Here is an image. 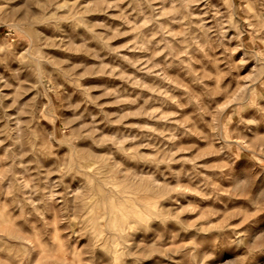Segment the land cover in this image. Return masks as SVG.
<instances>
[{"label":"rangeland","instance_id":"374dc122","mask_svg":"<svg viewBox=\"0 0 264 264\" xmlns=\"http://www.w3.org/2000/svg\"><path fill=\"white\" fill-rule=\"evenodd\" d=\"M0 264H264V0H0Z\"/></svg>","mask_w":264,"mask_h":264}]
</instances>
